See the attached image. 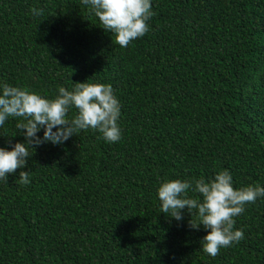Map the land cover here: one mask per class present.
<instances>
[{
  "label": "trees",
  "instance_id": "obj_1",
  "mask_svg": "<svg viewBox=\"0 0 264 264\" xmlns=\"http://www.w3.org/2000/svg\"><path fill=\"white\" fill-rule=\"evenodd\" d=\"M151 6L149 31L122 48L81 0H0V83L49 99L110 84L122 133L43 143L20 169L30 183L20 170L0 181V264H264V197L234 218L244 238L215 257L200 243L208 230L189 226L196 210L177 221L157 197L165 178L221 170L236 189L264 187V0ZM16 120L0 126L6 150L25 142Z\"/></svg>",
  "mask_w": 264,
  "mask_h": 264
},
{
  "label": "clouds",
  "instance_id": "obj_2",
  "mask_svg": "<svg viewBox=\"0 0 264 264\" xmlns=\"http://www.w3.org/2000/svg\"><path fill=\"white\" fill-rule=\"evenodd\" d=\"M98 18L100 27L114 37V43L127 47L149 31L147 21L154 15L151 0H81ZM36 16L42 9L31 8ZM72 90L58 89L54 98H45L27 88L0 83V126L7 119L17 118L16 130L24 136V143H15L11 150L0 147V181L27 168V161L35 147L51 142L59 145L81 130L92 129L100 133L108 143H116L122 133L118 124L121 105L110 84L77 82ZM76 109L71 119L70 109ZM43 128V137L37 133ZM56 128V131H53ZM17 134V133H16ZM29 149L32 151L30 152ZM19 183H30L29 173L19 172ZM189 192L197 194L189 196ZM161 212L177 221L182 220L185 208L192 216L196 210L197 220L189 226L208 230L200 241L202 250L215 257L222 248L232 246L244 238L243 230L235 229V217L242 214L245 205L264 197V187L259 184L233 187L231 173L221 170L211 178L167 179L157 189Z\"/></svg>",
  "mask_w": 264,
  "mask_h": 264
}]
</instances>
